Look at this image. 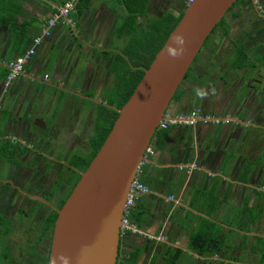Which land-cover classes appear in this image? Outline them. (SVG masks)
<instances>
[{
	"label": "crops",
	"instance_id": "obj_1",
	"mask_svg": "<svg viewBox=\"0 0 264 264\" xmlns=\"http://www.w3.org/2000/svg\"><path fill=\"white\" fill-rule=\"evenodd\" d=\"M63 1L0 0V16H14L12 21L23 25L19 36L14 37L10 24L0 23V58L10 60L26 52L41 34L45 20ZM259 1L264 12V0ZM183 7L184 0H78L73 13L76 32L57 24L36 46L24 71L7 87V69L0 64V157L7 156L15 163L8 171L0 165V188L9 187L0 195L3 219L9 212L20 211L19 200L28 196L27 192L28 200L37 199L34 192L23 193L22 189L32 180L38 162L44 164L56 157L49 151H55L57 138L65 143L70 134L74 143L80 142L79 115L84 118L90 109L84 114L79 107L71 109L67 95L77 96L73 91L80 92L88 81L97 80L99 88L115 83L118 70L131 62L127 55L147 53V40L155 37L158 21L166 12L178 16ZM24 33L22 43L19 39L25 38ZM115 53L127 61L120 59L116 68H100V55ZM104 62L107 64L106 59ZM62 87L70 89L66 90L65 109L59 112L58 107L51 106L54 92L63 91ZM108 94L89 95L100 100ZM195 94V88L187 93L181 91L170 109H192ZM81 99L91 100L83 96ZM250 118L249 114L238 115L242 123L239 133L233 130L234 121L170 129L162 146L155 149L150 163L142 169L141 181L150 191L138 197L131 213V221L140 232L121 237L116 264H256L253 259L260 260V250L254 247L259 249L263 236L259 220L264 215V196H260L264 194V139L257 141L252 136L259 138L264 128L257 121L253 125ZM210 132L213 142L220 137V144L208 142ZM232 135L236 137L230 138ZM16 144H23L29 154L16 159L14 152L21 148ZM182 162H196L198 168L187 174L178 168ZM246 165L247 173L243 174ZM230 231H234L232 238ZM195 236H199V250L218 246L213 252L208 249L205 255H199L192 250ZM134 253L137 255L132 262Z\"/></svg>",
	"mask_w": 264,
	"mask_h": 264
},
{
	"label": "water",
	"instance_id": "obj_2",
	"mask_svg": "<svg viewBox=\"0 0 264 264\" xmlns=\"http://www.w3.org/2000/svg\"><path fill=\"white\" fill-rule=\"evenodd\" d=\"M236 1L193 0L184 7L58 209L48 264L117 263L123 208L145 148L205 40ZM200 86L194 97L205 100Z\"/></svg>",
	"mask_w": 264,
	"mask_h": 264
},
{
	"label": "flooded vegetation",
	"instance_id": "obj_3",
	"mask_svg": "<svg viewBox=\"0 0 264 264\" xmlns=\"http://www.w3.org/2000/svg\"><path fill=\"white\" fill-rule=\"evenodd\" d=\"M240 3H242V5L244 6L247 4V10L252 9V11L257 14L254 18L250 17L251 15L247 16L245 20L246 24V21L249 20L248 22H251L252 25L257 26V24L260 23V20L264 19V12L258 0L256 1V3L250 0L237 2L228 10V12L240 5ZM228 12L226 14H228ZM240 17L241 15H239L238 11L231 14V19L233 22H228L226 16H224L226 30H224L222 26H216L219 30H221L219 34L217 33V39L212 35L216 28L207 37L202 48L194 59L193 64L188 69L183 81L179 85V91L185 90V92L187 93L194 90V88H196L198 84H204L205 79L211 76L214 73V70L217 69V65H220L221 67L219 66L218 70L216 71L214 79L216 78L224 83L223 86H220L224 89L226 83L232 77V73H228V67L232 72L237 73V75L241 74L242 78H245V76L249 77L248 72H246L245 70L247 68L251 69V73H253V76L258 81L255 85L256 89L253 90L255 91L253 94V96H255V99L254 103L252 104L254 105V108H252L253 112L250 111L251 107H246L243 108L242 112H240L239 115L243 117L248 112L251 116L250 119L253 120V125H256L257 121L259 124L258 126H261L260 128H264V47L260 43L259 44L261 46L258 45L259 47H252L251 56L245 50V44L247 40L254 35V31L242 32V30L232 29V27L236 25L234 23V19H240ZM242 25L240 27H242ZM256 32L257 30L255 31V33ZM224 37H227V39L225 41L223 40V43L220 46L218 44L219 39ZM217 47L219 51L216 52ZM259 49L262 51H259ZM212 54H215L217 60H219V64L207 63L209 61V57ZM243 55L247 58V60H249V62H242L237 67L229 66V63H233V60L235 58L238 59L239 56L244 57ZM222 64L225 65V67H222ZM203 67H205V70L202 69ZM233 67L235 69H233ZM116 81L117 80H115V83H112L111 85L115 86ZM212 83L213 82H209L206 85L205 89L209 88V86L211 87ZM183 85L185 86V88L182 87ZM112 93H114V91H112L110 94ZM96 103L99 109L102 106L115 108V106L109 104V98L107 99V97L105 99L100 98V100H97ZM88 115L89 114L87 113L83 118L84 126L82 125L81 127L82 141L80 142L82 143H74V137L70 134H67L65 142L66 146L62 149L64 151L62 158L63 161H61L60 159L59 161H61V163L57 164L56 159H49L44 162L43 165H40V168L35 171V174H33L32 179L34 180V182H43V180H45V182L50 184V187L47 186L46 190V193L48 194L50 200L45 199V202H42V198H40V193H42L41 189L39 192H37L32 185L30 186L28 191L34 189L32 192H34L37 199L30 198L29 200L38 204L39 211H33L29 224L26 223L21 227L19 226V229L14 228V232L17 230L20 232L22 239L19 240L17 236L15 237L14 235V239H11V242L5 245L8 251L2 254L0 264H48L52 244L54 222L57 216V211L62 206L63 202L78 181L80 173L83 171L76 167L77 163L81 161L79 157L86 158L91 149L90 140L96 130L98 113L96 114V116H94L92 128L93 131H90L88 129V125L90 123V117ZM261 123L262 125H260ZM89 134L91 135L89 136ZM81 136H79V138H81ZM263 139L264 133L261 132L258 140L263 141ZM77 149L82 150L83 153L80 155L77 152ZM68 160H70L71 162ZM75 162L77 163L75 164ZM47 165H52L48 171L46 168ZM27 194H29V192H27ZM31 206L32 204H30V206L28 207L31 208Z\"/></svg>",
	"mask_w": 264,
	"mask_h": 264
},
{
	"label": "rangeland",
	"instance_id": "obj_4",
	"mask_svg": "<svg viewBox=\"0 0 264 264\" xmlns=\"http://www.w3.org/2000/svg\"><path fill=\"white\" fill-rule=\"evenodd\" d=\"M250 1H253L254 3H256L257 0H250ZM168 2H169V0H167V3ZM241 5H242V3H240V5H238L236 8L232 9L231 11H229L228 14H226L225 16H226V19L228 20V22H233L232 19H231V14L233 12H237L238 11V13H239V15H241V17H240V19H234V23L236 25L233 26L232 29L242 30V32H244V31H248V32L249 31H254V35L250 39H248L246 44H245L246 45L245 50L251 56L252 55V51H251L252 47L258 46L259 43L262 44V46L264 47V19L260 20L261 25H260V23H258L257 26L256 25H252L251 22H248L249 20L246 21L247 22V24H246L245 20H246L247 16L251 15L250 17L254 18V17H256L257 14L254 13L252 11V9L247 10V7H248V6H246L247 4L245 6L244 5L241 6ZM165 8L167 9L168 7H165ZM241 25H242V27H240ZM253 29H256L257 32L255 33L256 30H253ZM220 31L221 30H219L216 27V29H215V31H214V33L212 35L215 36V38L217 39V35L219 34ZM226 39H227V37L220 38L218 44L221 46L222 43H223V40L225 41ZM217 51H219L218 47H217L216 52ZM215 54H212L209 57V59H208L209 61L207 63H218L219 64V60H217V57L215 56ZM130 56H132L134 58L144 59V55H137L135 53H133ZM132 57H129L127 55L126 58L131 60ZM126 58H124L123 55L117 54V53L111 54V55H103V54H101L100 55V62H101L100 63V68H102V69L108 68V67L116 68L117 66H119L118 63H119L120 59H123V61L125 62V61H127ZM105 59L107 60V64H105V62H104ZM251 61H252V59H251ZM125 64H126L127 68H129V67L131 68V64L130 63H126L125 62ZM219 66L220 65H217V69L214 70V73L211 76H209L208 78L205 79V83L204 84H200L201 85L200 86V94L203 96L204 91L207 92L206 95H204L205 96V100H203L200 95H199L200 98H192V100H193L192 104L195 105L193 108H201L205 113H209L211 116L213 114L214 115L216 114V117H219V118L228 117L229 121H234V122H232V125L235 126L233 128L234 132L235 133H239V132L242 131V127H240V125L242 123L238 119V115H239L240 112H242L243 108H246V107H249V108L251 107L250 111L253 112L252 108H254V105H252V104L254 103V99H255V96H253L255 91H253V90L256 89L255 85H256V83L258 81L253 76V73H251L252 72L251 69L247 68L245 70L246 72H248L249 77L245 76V78H242L241 74H239L240 76L237 75V73L232 72L231 69L227 66L228 67V73H232V77L228 80V82L225 85V89H224L223 87H220V86H223L224 83H222L221 81H219L216 78L214 79V76L216 75V71L218 70ZM222 67H225V65L222 64ZM202 69L205 70V67H203ZM118 71L122 72L120 69ZM244 79H246V80H244ZM88 82L86 84L87 87H85V88L82 87L80 89V92L73 91L74 93L77 94V96H75V95L72 96L71 94L68 96L66 94V90H69L70 88L68 89V88L62 87L61 89H63V91L57 89V91L54 92V94H56V95H54L55 100H54V102H53V104L51 106V109H54V108L58 107L59 108V112H61L62 109H65V103L67 101L64 100V99H66V95H67L68 103H69L68 105H69V107H71V109H73V107H76V108L79 107V111L83 112V114L86 113L87 110L89 111V109H90V112H89V115H88L90 117V123L88 125L89 126L88 129L90 131L91 130L93 131L92 128H93L94 116H95V114L98 113V110H100V109L97 107V103L93 102V101H95L97 99H95L94 97H92L89 94L95 95V94H99L100 93L102 95V97H105V95L107 93L110 94L112 91H114L115 86L107 84V85H105V87L99 88V82L97 80H95V81L93 80L91 83H88ZM209 82H213L212 86L211 87L209 86V88L205 89V86ZM57 87H61V86H57ZM182 87L185 88L184 85ZM178 90H180V87H179ZM87 93H89V94H87ZM109 94L107 95V99L108 98L110 99L112 97V95L109 97ZM62 96L65 97V98H63L64 101L62 100ZM82 96L83 97H87V98H89V99H91L93 101H91V100L89 101L88 99H85V100L83 99L82 100L81 99ZM74 98H75V101L73 100ZM174 98L175 97H173V99L170 102L169 109L171 108V105H172V103L174 101ZM58 99L60 100L59 102H57ZM81 101H83V102H81ZM55 103H56V105H55ZM92 103H93V105H92ZM202 103H203L204 106H201ZM92 106L94 107V110L92 109ZM67 111H68V109H67ZM248 114L249 113L247 112V115ZM71 118H74V117H71ZM225 120H221V121L226 123ZM79 123H80V129H81V126L84 124L83 117H81V115H79ZM221 124L224 125L223 123H220V124L214 123V124H212L211 122H208V123H206V126H210V125L219 126ZM253 128L254 127H252L251 129H253ZM90 135L91 134H89V136ZM212 135H213L212 132H210V137L208 139V142H210L212 144H217V143L220 144L221 143L220 137L218 139L214 140V142H213V140H211ZM234 137H236V136L232 135L230 138H234ZM59 139L60 138H57L58 141L53 146L55 151L54 152H53V150H52V152L49 151L51 154H54L56 156V157H54V159L57 160L56 161L57 164H60L61 161H63L62 158H63L64 151L63 150L61 151L60 149H63L66 146V143L63 142V139H60V140ZM252 139L258 140V138L256 136H252ZM80 141H82V136H81ZM236 142H237V139L233 141V143H236ZM81 143L82 142H79V144H81ZM22 145L16 144L17 147H21L20 149H17L14 152L15 153L14 155H16L15 156L16 159H18V157L22 158L25 154H29V152H30L29 149H27L25 146H22ZM228 146L229 145H227V147ZM186 147H189V146H186ZM77 152L80 155L83 153L82 150H79V149H77ZM0 155H2L1 152H0ZM60 159H61V161H59ZM0 160H1L0 165L2 166L1 167L2 170H7V171H8V169L12 170L11 165L12 164L15 165V163H12L13 160L8 159L7 156L6 157H2V158L0 157ZM246 160L248 161V159H246ZM10 161H12V162H10ZM68 161H70V160H68ZM40 165H43V162H41V161L38 162L36 168L39 169ZM51 166L52 165H49V166L47 165V167H46L47 171L50 169ZM248 166H250V165L248 164ZM2 170H0V171H2ZM16 177H15L16 179H20L21 176H16ZM31 185L34 187V189H36L37 192H39L40 189L43 188V190H41L42 193H40L41 194L40 198H42V200H41L42 202H45V199L46 200H50L48 194L46 193L47 186L50 187L49 183H47L45 181H43V182H41V181L34 182V180L32 179L31 181H29L27 183V185L24 187L25 189H22V191H24V193H26L27 190H29ZM6 189L9 190V187L8 186H1L0 195L5 193ZM33 190H31V191H33ZM6 195H7V193H6ZM65 195H66V193H65ZM28 196H29V194H28ZM27 197L26 196H21V198L19 200V204L21 206V209H20V211H18V213L15 214L14 212H9L8 215H7V218H4V220H7L8 222L6 224H4L3 222L0 223V262H1V259H2V254L4 252L8 251V249L5 247V245L7 243H10L11 239H14L13 236L14 235H15V237L17 236V238L19 240L22 239V237L20 235V232L18 230L14 232V230L15 229H19L22 225H24L26 223L29 224V222L31 221V216H32L33 211L34 212L39 211L38 204L36 202H32V201L28 200ZM30 204H32L31 208L28 207V206H30ZM259 225L261 226L260 233L264 237V215L261 216V218L259 220ZM232 237H234V231H230V238H232ZM238 253H236V254H238ZM253 260L255 261L256 264H258V263L264 264V261L260 262V260L258 261L256 258L253 259Z\"/></svg>",
	"mask_w": 264,
	"mask_h": 264
},
{
	"label": "trees",
	"instance_id": "obj_5",
	"mask_svg": "<svg viewBox=\"0 0 264 264\" xmlns=\"http://www.w3.org/2000/svg\"><path fill=\"white\" fill-rule=\"evenodd\" d=\"M245 0H237V2H243ZM235 3V4H236ZM234 4V5H235ZM185 7V5H184ZM180 11L178 16H174L173 14H171L170 12H166L162 18L158 21L159 26L157 29H155V31H153V35H155V37L148 39V48H147V53H136L137 55H144V59H139V58H134L132 56L131 58V68H122V72H118V79L116 81V85H115V89H114V93H112V97L109 99V104L115 106V108H108V107H104L102 106L100 108V110L98 111V117H97V125H96V130L94 135L91 137L90 140V145H91V149L89 154L87 155L86 158H80V162H75V164L77 163V168L84 170L89 162L91 161V159L93 158V156L95 155V153L98 151L99 147L101 146V144L103 143L105 137L107 136L109 130L112 127V124L115 120V118L118 115V112L116 110V108L121 107L125 101L128 99V97L131 95L133 89L135 88V86L137 85V83L139 82L140 78L142 77L143 73H144V69L148 67V65L150 64L151 60L153 59L155 53L160 49V47L163 45L165 39L167 38L169 32L173 29V27L177 24V22L179 21V19L182 16L183 13V9ZM1 20L0 23H5L8 22L10 24V29L12 34L15 37V34H17L16 36H19V30L22 29L23 25H16L12 20H14V16H12V18L10 19L9 17H4V16H0ZM225 19L222 18L221 21L217 24V26H222L224 28V30H226L225 27ZM24 37L23 39H19V41H21L22 43L25 41L26 39V34L24 33ZM23 40V41H22ZM244 56V55H243ZM242 62H249V60H247V58L244 57H238L235 58L233 60V65L235 67L239 66ZM180 95V91L177 90L174 97H179ZM171 128L174 127H169L166 129H157V131L154 134V137L151 141V145L153 146L154 150L155 149H159L164 140L166 139V137L168 136V133L170 131ZM243 174L247 173V165L243 167ZM143 169V168H142ZM141 179V177H140ZM247 178L244 177L243 180H245ZM260 196L263 197L264 194L261 192ZM134 214V213H133ZM135 217V216H134ZM254 218V217H253ZM251 221H253V219H251ZM7 223V220H4L3 217L0 215V223ZM199 236H195L194 239L192 240V250H196L197 253L199 255H205L208 252V249H210L211 252H213L216 248H217V244L212 245V247L209 246V248H207V250H199L196 248V246L199 244ZM254 250H260V262L264 261V237L262 236L260 238V245H259V249L257 247H254ZM137 253L132 254L130 260L133 262V260H135ZM261 264V263H260Z\"/></svg>",
	"mask_w": 264,
	"mask_h": 264
},
{
	"label": "built area",
	"instance_id": "obj_6",
	"mask_svg": "<svg viewBox=\"0 0 264 264\" xmlns=\"http://www.w3.org/2000/svg\"><path fill=\"white\" fill-rule=\"evenodd\" d=\"M192 1L193 0H184V5H188ZM77 3L78 0H64L60 5L56 6L52 14L45 20L41 29V34L33 39L31 47H29L26 52L10 60H3L0 58V64L7 69L4 81L5 87L9 86L11 82L24 71L25 64L35 53L36 46L41 42L43 37L50 35L52 29L57 24H64L72 33L76 32V22L74 21L73 13L76 10ZM221 120L228 122L229 118H219L214 114L211 116L209 113H205L201 108H192L183 112H173L168 108L158 124V129L181 126L193 127L200 123L206 124L208 122H211L212 124L224 123ZM154 154L155 150L153 146L151 144L148 145V147L145 148L143 158L138 167L137 175L130 184L123 208V215L120 224V237L128 233L136 234L140 232L136 225L131 221V213L138 197L149 193L150 191L149 187L141 181L140 174L142 172V168L150 163ZM178 168L179 170H184L187 174H190L193 170L198 168V165L196 162H182L178 165Z\"/></svg>",
	"mask_w": 264,
	"mask_h": 264
}]
</instances>
